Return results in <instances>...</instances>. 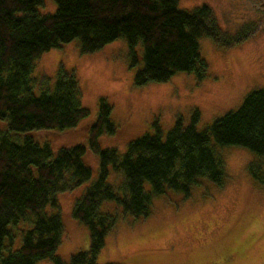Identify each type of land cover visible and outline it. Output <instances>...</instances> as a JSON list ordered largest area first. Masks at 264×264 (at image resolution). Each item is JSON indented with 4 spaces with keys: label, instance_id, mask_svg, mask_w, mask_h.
Segmentation results:
<instances>
[{
    "label": "trees",
    "instance_id": "trees-1",
    "mask_svg": "<svg viewBox=\"0 0 264 264\" xmlns=\"http://www.w3.org/2000/svg\"><path fill=\"white\" fill-rule=\"evenodd\" d=\"M54 3V13L40 15L37 8L43 0H0V264H35L42 259L62 264L55 255L62 235L56 195L73 191L91 178L83 159L86 148L98 158L97 176L74 201L71 216L87 228L89 246L71 255L68 264H96L115 223L114 216L100 212L103 202L113 201L123 213L145 218L154 195L170 190L187 197L199 179L222 187L224 162L211 140L253 153L256 157L247 165L248 174L264 184V89L251 91L237 110L201 131L194 126L196 114L187 126L177 119L164 137L154 124L153 134L129 141L123 154L98 145L101 134L115 133L111 107L103 98L88 127L86 146L52 149L47 141L38 140L40 130L64 132L89 117L72 73L59 68L52 86L44 78L35 83L31 77L34 61L46 51L77 40L82 54L92 53L122 39L130 66L141 59L133 79L139 87L165 82L179 72L202 81L208 68L199 54V38L224 48L246 38L224 33L206 5L187 11L178 7V0ZM111 170L121 179L118 189L106 181ZM47 206L55 212L46 214ZM20 223L30 227L21 231V244L12 250L14 235L9 226Z\"/></svg>",
    "mask_w": 264,
    "mask_h": 264
},
{
    "label": "rangeland",
    "instance_id": "rangeland-1",
    "mask_svg": "<svg viewBox=\"0 0 264 264\" xmlns=\"http://www.w3.org/2000/svg\"><path fill=\"white\" fill-rule=\"evenodd\" d=\"M203 5L211 8L224 33H240L246 38L229 48L199 38V54L208 68L202 81L179 72L165 82L135 86L134 74L142 65L141 59L130 66L128 47L122 39L92 53L82 54L77 40L42 53L34 61L31 77L35 83L44 78L52 86L59 68L72 73L89 117L64 132L40 130L36 138L47 141L52 149L86 146L88 127L96 115L98 100L103 98L111 107L109 119L115 133L101 134L98 145L123 154L129 141L153 134L154 124L164 137L177 119L187 126L196 114L194 126L201 131L237 110L251 91L264 89L262 2L178 0V7L187 11ZM55 8L54 0H43L37 12L52 14ZM137 51L140 53V48ZM211 146L224 162L226 179L222 187L199 179L187 197L170 190L154 195L145 218L123 213L113 201L101 204L100 212L114 216L115 223L104 238L96 264H264V184L254 181L247 171L256 156L247 149L222 147L212 140ZM83 159L91 178L73 191L56 195L62 235L55 255L62 264H68L71 255L89 246L87 228L71 216L74 201L97 176V156L86 148ZM106 181L118 189L121 179L111 170ZM144 190H150L147 183ZM44 211L55 212L50 206ZM29 227L24 223L9 226L14 235L12 250L19 248L21 231ZM4 243L7 248V239ZM35 264L53 263L42 259Z\"/></svg>",
    "mask_w": 264,
    "mask_h": 264
},
{
    "label": "flooded vegetation",
    "instance_id": "flooded-vegetation-1",
    "mask_svg": "<svg viewBox=\"0 0 264 264\" xmlns=\"http://www.w3.org/2000/svg\"><path fill=\"white\" fill-rule=\"evenodd\" d=\"M262 2V4L264 5V0H260ZM215 264H225L224 262L221 263H215Z\"/></svg>",
    "mask_w": 264,
    "mask_h": 264
}]
</instances>
